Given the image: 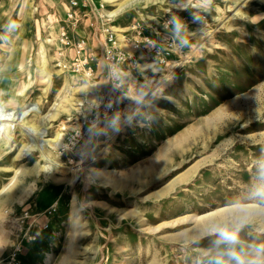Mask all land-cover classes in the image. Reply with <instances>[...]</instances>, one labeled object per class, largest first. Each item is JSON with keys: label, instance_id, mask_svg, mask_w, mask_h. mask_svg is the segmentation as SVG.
Wrapping results in <instances>:
<instances>
[{"label": "rangeland", "instance_id": "374dc122", "mask_svg": "<svg viewBox=\"0 0 264 264\" xmlns=\"http://www.w3.org/2000/svg\"><path fill=\"white\" fill-rule=\"evenodd\" d=\"M72 1L0 0V107L15 113L0 264H207L209 223L238 208L245 248L264 242V0H140L114 16L127 0ZM107 25L137 65L123 63L118 113L69 141L105 90ZM63 33L86 41L92 75L62 67ZM146 35L173 44L168 64Z\"/></svg>", "mask_w": 264, "mask_h": 264}, {"label": "built area", "instance_id": "2783aa9c", "mask_svg": "<svg viewBox=\"0 0 264 264\" xmlns=\"http://www.w3.org/2000/svg\"><path fill=\"white\" fill-rule=\"evenodd\" d=\"M76 4L77 2L73 0L72 5ZM62 41L66 46H72L74 49L73 59L69 64L61 62L62 67L78 74L92 75L93 66L90 54L87 52L86 41L84 39L72 40L66 33L62 34ZM117 42L114 27L107 25L105 27L104 41V57L107 66L105 90L99 103L94 107L95 113H92L89 119L84 118V120H79L80 125H78L75 135L71 137L70 141L75 140L76 136L84 134V130L93 123L92 116L96 121L94 126L98 124L97 128H99L102 123L106 122V120L119 111V101L123 96V63L128 62L130 66L137 65V63L134 58L128 56L126 52L118 48ZM141 44L142 48L150 50L154 56L159 58L162 64L170 62L174 48L172 43H168L162 48L151 36L146 35L142 37ZM60 146H63V142ZM15 255L12 256L15 257Z\"/></svg>", "mask_w": 264, "mask_h": 264}, {"label": "clouds", "instance_id": "9594fccd", "mask_svg": "<svg viewBox=\"0 0 264 264\" xmlns=\"http://www.w3.org/2000/svg\"><path fill=\"white\" fill-rule=\"evenodd\" d=\"M15 26V21L10 22ZM177 30L182 27V20L172 17ZM255 197H264V186L255 188ZM249 221V210L235 209L230 220H215L209 223L208 230L216 234L214 248L209 252L207 264H264V242L250 243L245 248L240 229Z\"/></svg>", "mask_w": 264, "mask_h": 264}, {"label": "bare ground", "instance_id": "6f19581e", "mask_svg": "<svg viewBox=\"0 0 264 264\" xmlns=\"http://www.w3.org/2000/svg\"><path fill=\"white\" fill-rule=\"evenodd\" d=\"M136 1H140V0H127L125 3L121 4L120 7L116 10V11H113V12H107L109 15H116L117 13H119L120 11H122L124 8H126L130 3L132 2H136ZM7 110L3 109L2 107H0V136H2L0 138V149L2 150V146L6 143V137H4V132L10 128H13L14 125L11 124V123H8V122H12L13 120H10V117L14 118V114L15 113H11V112H6ZM34 111V108L32 107H28L26 109H24L21 113H20V116H21V127L24 129V130H29V124L27 122H25V119L26 117L30 114V112ZM39 112V111H38ZM12 118V119H13ZM45 118V116H43V119ZM31 131V130H30ZM37 131V130H36ZM33 134V133H32ZM44 132H42L41 134H39V131H38V135H43ZM36 136V135H35ZM65 134L62 133V134H58L56 136L55 139H46L45 140V143L46 142H49V143H53V145L55 147H58L60 146V144L62 143V141L65 139ZM39 140H43V139H39ZM70 141V140H69ZM54 164V163H53ZM48 170H50V166H45V171L48 172Z\"/></svg>", "mask_w": 264, "mask_h": 264}]
</instances>
